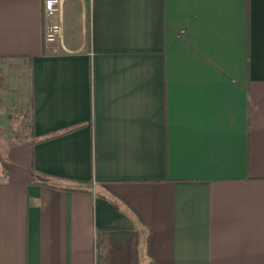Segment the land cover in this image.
<instances>
[{
  "label": "crops",
  "instance_id": "obj_1",
  "mask_svg": "<svg viewBox=\"0 0 264 264\" xmlns=\"http://www.w3.org/2000/svg\"><path fill=\"white\" fill-rule=\"evenodd\" d=\"M44 3L0 0V264H264V0Z\"/></svg>",
  "mask_w": 264,
  "mask_h": 264
},
{
  "label": "rangeland",
  "instance_id": "obj_2",
  "mask_svg": "<svg viewBox=\"0 0 264 264\" xmlns=\"http://www.w3.org/2000/svg\"><path fill=\"white\" fill-rule=\"evenodd\" d=\"M85 43H87L86 37L85 35H83V45ZM78 44L81 45L82 42L79 41ZM3 70H4L3 72H0V93L4 88V86H8L9 82H13L15 87L19 88L21 86L20 78L22 77L21 76L22 73L26 74L25 76H28L27 74L28 71L26 69L25 71H21V69L19 68H14V69L4 68ZM25 76H23V78H25ZM27 81L28 80L26 77V82ZM30 130H31L30 111H13V108H11V111H0V178L2 177V173L4 169L2 164L3 160L1 156H5V155L7 156L6 151L9 147V144H13L14 142L11 139L14 137L23 139L24 137H27L29 135Z\"/></svg>",
  "mask_w": 264,
  "mask_h": 264
},
{
  "label": "built area",
  "instance_id": "obj_3",
  "mask_svg": "<svg viewBox=\"0 0 264 264\" xmlns=\"http://www.w3.org/2000/svg\"><path fill=\"white\" fill-rule=\"evenodd\" d=\"M62 0H45L44 3V42L45 44L55 45L62 37V27L52 19L61 9ZM57 52V49L54 50Z\"/></svg>",
  "mask_w": 264,
  "mask_h": 264
},
{
  "label": "trees",
  "instance_id": "obj_4",
  "mask_svg": "<svg viewBox=\"0 0 264 264\" xmlns=\"http://www.w3.org/2000/svg\"><path fill=\"white\" fill-rule=\"evenodd\" d=\"M73 130H74V128H72V129H68V130H65V131H62V132L56 133V134H54L53 136H51V137H49V138L59 137V136H61V135H64V134H66V133H69V132H71V131H73ZM49 138H46V139H43V140H47V139H49Z\"/></svg>",
  "mask_w": 264,
  "mask_h": 264
}]
</instances>
